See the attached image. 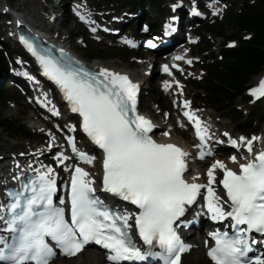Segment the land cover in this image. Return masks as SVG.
<instances>
[{
	"label": "snow or ice",
	"instance_id": "snow-or-ice-1",
	"mask_svg": "<svg viewBox=\"0 0 264 264\" xmlns=\"http://www.w3.org/2000/svg\"><path fill=\"white\" fill-rule=\"evenodd\" d=\"M20 39L36 55L44 74L61 88L72 112L82 117L83 131L102 150L99 191L130 202L137 211L121 209L101 198L96 178L80 164L72 166L68 203L60 197L63 206H57L53 199L57 192L53 168L42 165L40 169H31L29 165L35 173L32 179L22 183L19 190H6L9 199L0 202V222L12 234L10 242L0 241V260L7 264H49L56 254L50 238L68 256L93 241L108 250L110 264L141 261L149 256L158 257L163 264H180L181 253L188 246L177 231V221L184 216L187 206L202 196L212 220L230 218L234 230L233 234L210 233L215 244L207 255L214 264H264V255L248 256V234H264V150L244 163L236 155L231 156L239 171L215 160L207 168L206 183L199 182V173L187 178L189 153L176 143L158 142L150 135L154 125L138 112L139 87L127 75L108 68L89 71L83 66L75 67L64 57L63 49L58 59L39 53L24 36ZM187 62L190 64L191 60ZM163 70L171 74L168 65ZM168 87L169 82L165 81V89ZM250 92L264 96V80ZM189 103L183 102L186 109ZM53 112L59 115L55 109ZM184 115L194 123L201 141L197 146L199 156L203 159L208 130L191 111ZM256 139L240 138L249 154L253 153ZM67 140L80 161L94 164L96 156L79 150L74 137ZM229 143L238 146L235 140L230 139ZM57 158L61 164L68 159L63 152H58ZM217 170L223 172L219 181ZM215 183L223 186L226 201L213 187ZM133 228L148 246L146 250L137 245Z\"/></svg>",
	"mask_w": 264,
	"mask_h": 264
},
{
	"label": "trees",
	"instance_id": "trees-1",
	"mask_svg": "<svg viewBox=\"0 0 264 264\" xmlns=\"http://www.w3.org/2000/svg\"><path fill=\"white\" fill-rule=\"evenodd\" d=\"M235 22L240 27L250 28L254 32V37L244 43L241 48L232 52L229 55L231 60L225 65L227 74L218 76V82L220 85L226 86L221 90V95H224L226 99L230 96V89L239 93L241 83L243 84L246 78L264 63V12L258 15H237L230 21V24ZM244 22V25L242 24ZM242 24V26L240 25ZM233 27L236 25H232ZM233 59V60H232ZM3 64V59L0 53V65ZM6 91H4L5 93ZM4 93H0V105L1 99ZM233 93V91H232ZM6 121L1 118L0 125H5Z\"/></svg>",
	"mask_w": 264,
	"mask_h": 264
},
{
	"label": "bare ground",
	"instance_id": "bare-ground-1",
	"mask_svg": "<svg viewBox=\"0 0 264 264\" xmlns=\"http://www.w3.org/2000/svg\"><path fill=\"white\" fill-rule=\"evenodd\" d=\"M201 12V11H200ZM199 14H201V13H199ZM200 16L201 15H198V14H196L195 13V15H194V17H196V19L197 20H199L200 19ZM6 23H7V21H6ZM242 24L244 25V22H242ZM242 24H240L241 26H242ZM57 31V30H56ZM228 51H232V49L231 50H228ZM89 61V60H88ZM92 64H97V63H95V61H93V63ZM113 64V63H112ZM119 66V68H117V69H119V70H121V66H120V64L118 65ZM18 67H21V66H18V64H16L15 66H13L10 70L12 71V70H15V69H17ZM115 68V67H114ZM42 90V89H41ZM45 95H50V94H48V93H45ZM38 106V108H40L41 109V107L39 106V105H37ZM158 137H157V139L158 140H161V141H165V140H167V139H169V137H166L164 134H159V135H157ZM172 139V138H171ZM253 150H255V148H253ZM248 152V151H247ZM224 163H227V164H229V165H232V161H229V160H224ZM67 172H68V169H67ZM203 171H202V169H197L196 171H195V175L197 174V173H202ZM88 259V258H87ZM72 260H69V261H66V260H61V262H57V263H54V264H69L70 262H71ZM88 262V263H87ZM91 261H74L73 260V262H71V264H92V263H90ZM123 263V262H122ZM209 264L206 260H205V258H203V257H201V258H198V259H196V258H194L192 261H191V263L190 264Z\"/></svg>",
	"mask_w": 264,
	"mask_h": 264
},
{
	"label": "rangeland",
	"instance_id": "rangeland-1",
	"mask_svg": "<svg viewBox=\"0 0 264 264\" xmlns=\"http://www.w3.org/2000/svg\"><path fill=\"white\" fill-rule=\"evenodd\" d=\"M97 50L104 51L102 48H99V47L97 48ZM81 53L84 54L83 51H82ZM115 53H116V51L109 52V53H107V54H108V56H111V55H113V54H115ZM118 53H119V52H118ZM118 53H117V54H118ZM106 61H107V59H106ZM2 113H3L4 116H6V117H13V116H18V117H20V116H21V108H20V104L18 103V104L16 105L15 108H11V107H9V106H6V107L2 110ZM10 115H11V116H10ZM193 256H196V257H197L196 254L191 255V256L185 261V264H190L192 260L189 261V259H190L191 257H193Z\"/></svg>",
	"mask_w": 264,
	"mask_h": 264
}]
</instances>
